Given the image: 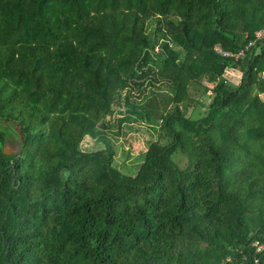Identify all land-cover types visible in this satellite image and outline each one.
Wrapping results in <instances>:
<instances>
[{"label":"trees","instance_id":"16d2710c","mask_svg":"<svg viewBox=\"0 0 264 264\" xmlns=\"http://www.w3.org/2000/svg\"><path fill=\"white\" fill-rule=\"evenodd\" d=\"M263 28L264 0H0V264H264V37L214 50Z\"/></svg>","mask_w":264,"mask_h":264},{"label":"rangeland","instance_id":"374dc122","mask_svg":"<svg viewBox=\"0 0 264 264\" xmlns=\"http://www.w3.org/2000/svg\"><path fill=\"white\" fill-rule=\"evenodd\" d=\"M241 72L228 70L225 74V78L227 82H231V84H237L239 82V76ZM204 83V82H203ZM211 85V84H209ZM207 97V95H205ZM260 97L264 100V94L260 95ZM203 108H200L202 110ZM123 132L120 136H113L115 140L116 148V163L117 169L124 174L133 175L135 174L138 165L141 163L142 159H137L143 151H145L146 147L144 145L143 137L137 132L122 130ZM18 147V145L14 142L13 144H8L7 147L10 149L11 147ZM101 147V146H100ZM99 146L95 147L94 140L91 138L86 139L84 142V148L86 151H94L96 148H100ZM122 150L130 151L129 157H124L122 154ZM178 160L179 167L183 168L186 164L185 159H176Z\"/></svg>","mask_w":264,"mask_h":264},{"label":"built area","instance_id":"2783aa9c","mask_svg":"<svg viewBox=\"0 0 264 264\" xmlns=\"http://www.w3.org/2000/svg\"><path fill=\"white\" fill-rule=\"evenodd\" d=\"M264 37V28L262 30H259L257 32H255L254 34V41L253 42H250V44L243 48V49H240L239 51L235 52V53H230V52H224L222 51L219 47H215V52L218 53L219 55H221L222 57L226 58V57H231V58H234L235 60H238L240 58H243L249 48L257 41H260L262 40V38ZM259 78L261 80H264V72H261L259 74ZM253 248H254V253L255 254H263L264 253V242H259V241H255L253 244H252ZM257 263V260L255 261V264Z\"/></svg>","mask_w":264,"mask_h":264},{"label":"water","instance_id":"95a60500","mask_svg":"<svg viewBox=\"0 0 264 264\" xmlns=\"http://www.w3.org/2000/svg\"><path fill=\"white\" fill-rule=\"evenodd\" d=\"M18 134H19V130H18ZM16 150H17V147L16 146L15 147H11L10 149H8V147L5 146L3 152L6 155H11V154L15 153Z\"/></svg>","mask_w":264,"mask_h":264},{"label":"crops","instance_id":"0c3cea01","mask_svg":"<svg viewBox=\"0 0 264 264\" xmlns=\"http://www.w3.org/2000/svg\"><path fill=\"white\" fill-rule=\"evenodd\" d=\"M239 72V71H238ZM241 79V75L239 76V80ZM231 83V82H230ZM232 85H235V84H232Z\"/></svg>","mask_w":264,"mask_h":264}]
</instances>
